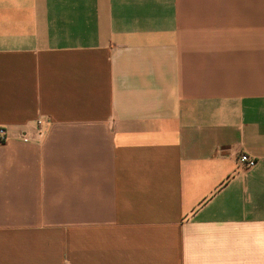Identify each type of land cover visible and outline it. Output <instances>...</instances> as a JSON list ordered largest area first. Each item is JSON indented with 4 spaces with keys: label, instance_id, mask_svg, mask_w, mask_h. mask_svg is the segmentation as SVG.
I'll use <instances>...</instances> for the list:
<instances>
[{
    "label": "crops",
    "instance_id": "obj_1",
    "mask_svg": "<svg viewBox=\"0 0 264 264\" xmlns=\"http://www.w3.org/2000/svg\"><path fill=\"white\" fill-rule=\"evenodd\" d=\"M0 129V264H264V0H0Z\"/></svg>",
    "mask_w": 264,
    "mask_h": 264
},
{
    "label": "built area",
    "instance_id": "obj_2",
    "mask_svg": "<svg viewBox=\"0 0 264 264\" xmlns=\"http://www.w3.org/2000/svg\"><path fill=\"white\" fill-rule=\"evenodd\" d=\"M39 125L43 124V121L39 120L38 121ZM40 134H42V131H40ZM13 137L9 136L7 131L5 129H0V141L5 142L8 141ZM16 140H20L22 142H30L28 139H21V138H15ZM237 163L241 168L245 169H251L255 167L258 163L257 159L255 157L250 156L249 154L246 153H241L238 158H237Z\"/></svg>",
    "mask_w": 264,
    "mask_h": 264
}]
</instances>
